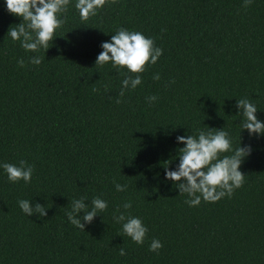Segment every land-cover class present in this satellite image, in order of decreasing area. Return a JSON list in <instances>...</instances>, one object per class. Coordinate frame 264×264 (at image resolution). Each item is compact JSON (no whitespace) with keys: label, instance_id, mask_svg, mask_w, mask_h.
I'll list each match as a JSON object with an SVG mask.
<instances>
[{"label":"trees","instance_id":"trees-1","mask_svg":"<svg viewBox=\"0 0 264 264\" xmlns=\"http://www.w3.org/2000/svg\"><path fill=\"white\" fill-rule=\"evenodd\" d=\"M76 3L59 15L66 22L50 48L31 52L7 35L22 17L0 0V165L34 166L29 183L10 181L0 166V264H264V135L242 130L236 107L248 99L264 122V0L247 8L244 0H108L88 21ZM121 28L163 49L123 97L122 81L137 74L95 65ZM220 129L234 149L251 146L244 184L189 206L166 179L184 147L177 136ZM97 197L107 210L85 230L73 225L72 201L91 208ZM20 200L44 205L47 216H28ZM127 202L148 228L142 245L113 219ZM154 239L158 252L149 251Z\"/></svg>","mask_w":264,"mask_h":264},{"label":"clouds","instance_id":"clouds-1","mask_svg":"<svg viewBox=\"0 0 264 264\" xmlns=\"http://www.w3.org/2000/svg\"><path fill=\"white\" fill-rule=\"evenodd\" d=\"M108 0H77L75 7L79 10L82 21H88L90 17L97 14V10L105 6ZM117 0H111L115 4ZM70 0H6L7 10L18 17L22 22L17 28L10 27L7 35L13 41H19L26 51L39 52L41 48L48 50L49 43L54 41L55 32L66 22V18H58L60 14L67 12ZM252 0H244L247 8ZM26 22V23H25ZM103 51L98 55L95 65L103 66L109 62L113 67H126L135 76H127L122 81V89L119 93L123 97L127 89H135L142 83L139 75L146 70V65L156 64L163 54V49L154 46V40L146 37L140 32H130L121 28L112 35L110 42H103ZM39 56L31 58L34 65L41 64ZM24 60L20 59L18 64L24 66ZM154 79L159 80V73ZM107 91V86H106ZM151 103L158 98L151 96L146 98ZM117 103L121 101L117 99ZM236 107L237 114L242 115V130L247 129L249 135H264V122L258 119L256 113L258 108L248 99H238ZM214 129V128H211ZM179 148V164L175 170L166 167V179L174 182L180 194H187L190 199L186 200L189 206H199L201 199L207 202H217L221 198L231 197L234 189L241 187L245 181V174L240 170L245 158L251 154V146H239L233 148L229 134L220 129L218 131H200L198 137L193 135L177 136ZM232 152L221 158L222 153ZM8 174L12 182L23 180L29 183L32 179L34 166L27 161L21 160L19 165L3 163L0 165ZM127 185L116 184L118 191H124ZM19 207L28 216L38 213L41 218L47 216L46 207L37 203L33 207L32 202L20 200ZM131 202L123 204L125 211L120 212L113 219L122 223L123 233L137 244H143L148 228L138 217L131 216L127 210L131 209ZM108 208V203L97 197L91 201V208L81 198L72 201V210L67 213L69 221L81 230H85V222L91 224L98 213H103ZM83 211V215L78 214ZM119 211V209H118ZM163 244L154 239L149 251L158 252ZM120 255H126L124 248L119 249Z\"/></svg>","mask_w":264,"mask_h":264}]
</instances>
